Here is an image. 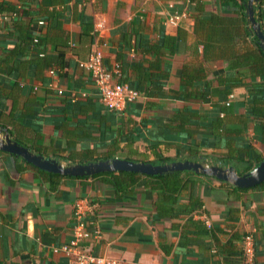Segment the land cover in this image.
I'll list each match as a JSON object with an SVG mask.
<instances>
[{
    "label": "crops",
    "instance_id": "crops-1",
    "mask_svg": "<svg viewBox=\"0 0 264 264\" xmlns=\"http://www.w3.org/2000/svg\"><path fill=\"white\" fill-rule=\"evenodd\" d=\"M0 1L31 7L19 28L44 33L47 54H57L63 38L68 42V64L60 70L40 53L15 50L20 31L8 35L12 24L0 19V137L7 133L62 164L157 153L222 160L242 174L264 158V56L230 0ZM80 13L92 23L90 36L80 32ZM172 13L178 18L169 20ZM133 30L151 42L170 35L172 43L139 55L140 70H129L131 78L145 72L138 90L155 93L108 109L84 63L95 48L112 68L117 51L134 59L124 38ZM200 89L210 91L202 100L183 97ZM21 166L0 154V264H69L60 248L80 222L90 233L85 248L119 264H264L262 188L228 194L216 177L197 176L203 206L157 216L154 193L116 191L104 176H64L51 187ZM212 225L219 228L214 235L206 232ZM245 233L252 235L247 253Z\"/></svg>",
    "mask_w": 264,
    "mask_h": 264
},
{
    "label": "trees",
    "instance_id": "trees-1",
    "mask_svg": "<svg viewBox=\"0 0 264 264\" xmlns=\"http://www.w3.org/2000/svg\"><path fill=\"white\" fill-rule=\"evenodd\" d=\"M241 12L242 20L245 21L249 26V21L247 20L246 15V3L247 0H240L237 2L236 0H230ZM264 4V0H256L253 3V10H254V17L260 23L262 30L264 31V16L262 12V5ZM31 7L28 4L20 6L19 8H15L8 3H4L0 1V13L5 15L7 18L4 20L5 23H11V30L8 35H13V31L18 29L20 31L19 35L16 36L18 40L16 41L14 49L23 51V52H31L37 53L42 56V60L44 63H49L50 66L54 68L63 69L68 64V61L64 58L65 55V47L68 46V42L66 38L60 40V50L57 54L50 55L47 54V43L49 39L47 36L43 34H37L36 36H30L28 34V30L25 32L20 27L21 19L24 16H28L32 13ZM78 19H80L81 25V34H86L90 36L89 32L92 30V23L87 18H85L84 14L80 13L78 15ZM31 17V16H30ZM18 22V24H17ZM32 22V17L29 18V23ZM45 21H43V24ZM17 24V25H16ZM55 25V24H54ZM57 26V25H56ZM249 34L252 35L253 41L256 43V47L258 51L264 56V51L258 45L257 38L254 36L251 27H249ZM125 38V49L128 51H133L134 59H130L128 55L116 52V61L117 63L115 66L109 67L107 62L104 60V55L102 54V63L106 70L112 71L113 75L116 77V80L120 84H127L131 88H135L138 90L139 83L141 81L146 80V74L142 75H135L131 78L129 70H140L139 55L145 56L147 53H158L161 48L168 47L171 44L173 37L170 35H162L161 41L158 42H151L146 37H144L140 32L133 30L130 34H126ZM170 42V43H169ZM116 69V70H114ZM140 91V90H139ZM144 95H151L155 92L145 88L143 91ZM210 93L209 89H200V91L190 92L185 94L186 96L183 97H191L192 99L202 100L206 97V95ZM222 110L224 108L221 107ZM222 118L218 117L216 120V125L220 127ZM0 154H9L11 155L15 162L16 167L20 170L23 169L21 166L24 163L26 166L31 167L35 170V172L44 180H47L50 183V186L54 187L55 182L57 179L64 177V175H60L58 173L48 172L38 167L32 165L31 163L25 161L23 158L7 153L5 151L0 150ZM132 159V158H131ZM181 160L180 157H168L163 156L157 153H154L153 159H145L144 157L139 159H134V161H145L151 162L153 164H163V163H170L172 161ZM200 162L203 164L205 163L204 158L201 157ZM204 161V162H203ZM209 164L214 165H225L224 161L213 159L212 161H208ZM95 176H104L108 177L109 183H111L116 191H138L144 190L148 192V194L154 193L156 194V199L152 202V207L154 208L157 216H168L171 214L173 209L184 213H193L198 211L202 206L203 202L200 196L196 193V185L198 184L197 176H204V177H212L210 175H205L201 173L194 172L193 170H172L167 171L161 174H154V175H144L137 172L132 171H116V172H104L92 175ZM83 177H90V176H83ZM222 184L226 187H229L230 190L228 191L231 193L240 192L247 190V188H238L231 184L230 182L219 180ZM57 183V182H56ZM253 188H262L264 189V181H262L259 185L254 186ZM128 189V190H126ZM183 193H187V201L182 202L181 196ZM191 219V218H189ZM188 219V220H189ZM195 225L199 227H205L202 222L199 220H190ZM210 229H207V233H211L212 235L215 234V231H219L218 227L210 226ZM214 233V234H213ZM244 235V234H243ZM243 237V236H242ZM241 237V238H242ZM232 238L239 239L240 235L232 234Z\"/></svg>",
    "mask_w": 264,
    "mask_h": 264
},
{
    "label": "water",
    "instance_id": "water-1",
    "mask_svg": "<svg viewBox=\"0 0 264 264\" xmlns=\"http://www.w3.org/2000/svg\"><path fill=\"white\" fill-rule=\"evenodd\" d=\"M255 1L247 0L246 15L251 30L257 38L258 45L264 51V31L254 17L253 3ZM0 150L17 155L39 169L64 176L83 177L113 171H132L144 175H154L172 170H193L197 173L214 176L218 180L230 182L238 188H251L264 181V158L249 171L242 174L236 173L231 166L210 165L206 167L201 162L188 159L153 164L151 162L114 157L84 163L62 164L56 158L46 157L41 153L33 152L28 147L11 139L7 133L3 137H0Z\"/></svg>",
    "mask_w": 264,
    "mask_h": 264
},
{
    "label": "built area",
    "instance_id": "built-area-1",
    "mask_svg": "<svg viewBox=\"0 0 264 264\" xmlns=\"http://www.w3.org/2000/svg\"><path fill=\"white\" fill-rule=\"evenodd\" d=\"M1 18L6 19L7 17L0 13V19ZM176 18H178L176 13H172L168 17L169 20H175ZM37 22L43 24V20H38ZM84 66L88 69L90 76L93 78L98 89L99 99L108 109L122 110L127 103L143 95L141 91L131 88L127 84H120L117 82L112 71L105 69L102 63V51L98 48L91 50L89 59L84 63ZM59 93H62V91L59 90ZM203 165L206 167L210 166L208 162H205ZM89 235L90 233L84 227L83 223L80 222L74 227L73 238L60 248L69 256V264H119L116 260L94 255L90 250L86 249L84 242ZM241 242L242 251H244V253L249 252L252 248L251 233H245ZM210 251L212 254L217 252L216 248H211ZM213 264H217V262L214 261Z\"/></svg>",
    "mask_w": 264,
    "mask_h": 264
}]
</instances>
